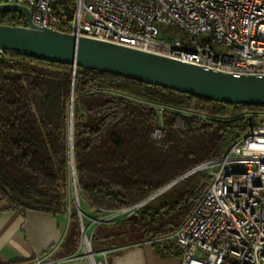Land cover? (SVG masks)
<instances>
[{
  "label": "trees",
  "instance_id": "trees-1",
  "mask_svg": "<svg viewBox=\"0 0 264 264\" xmlns=\"http://www.w3.org/2000/svg\"><path fill=\"white\" fill-rule=\"evenodd\" d=\"M67 11L69 19L72 9ZM0 24L26 25V19L3 12ZM62 30L70 31L68 25ZM164 31L180 33L175 27ZM71 106L78 190L96 220L223 156L257 125L264 110L0 52V202L19 211L68 212ZM156 129L161 130L159 138ZM211 181L209 170L194 172L128 215L92 225L93 252L175 231ZM80 221L73 204L63 256L80 245ZM156 251L162 257L179 254L158 246Z\"/></svg>",
  "mask_w": 264,
  "mask_h": 264
},
{
  "label": "built area",
  "instance_id": "built-area-1",
  "mask_svg": "<svg viewBox=\"0 0 264 264\" xmlns=\"http://www.w3.org/2000/svg\"><path fill=\"white\" fill-rule=\"evenodd\" d=\"M0 3L28 7L33 22L40 27L63 31L62 27L68 25L69 32L77 36L235 75H264V0ZM68 8L72 9L69 19ZM166 27H175L180 33H167ZM160 134V129L154 131L156 138ZM198 167L199 171H210L209 187L175 231L149 243L177 249L180 264H264V110L259 113L257 125L223 156ZM86 254L93 258L90 246ZM45 263L39 258L18 264Z\"/></svg>",
  "mask_w": 264,
  "mask_h": 264
},
{
  "label": "water",
  "instance_id": "water-1",
  "mask_svg": "<svg viewBox=\"0 0 264 264\" xmlns=\"http://www.w3.org/2000/svg\"><path fill=\"white\" fill-rule=\"evenodd\" d=\"M3 12L19 13L26 19V25L0 24V52L69 64L74 68L81 67L105 72L212 101L264 106V75H235L121 44L40 27L33 22L30 9L17 4L0 3V13ZM72 119L71 106L70 163L73 171ZM197 171H199L198 166L143 201L124 210L142 206L162 191ZM74 172L76 175V168ZM78 208L83 224L79 204Z\"/></svg>",
  "mask_w": 264,
  "mask_h": 264
},
{
  "label": "crops",
  "instance_id": "crops-1",
  "mask_svg": "<svg viewBox=\"0 0 264 264\" xmlns=\"http://www.w3.org/2000/svg\"><path fill=\"white\" fill-rule=\"evenodd\" d=\"M85 203L86 219L92 210ZM74 201L69 199L68 212L51 213L27 209L19 211L0 202V264H17L25 260L42 258L45 264H180L177 255L162 257L157 245L144 242L93 252V258L81 249L63 256V244L70 224V209ZM83 218V216H82ZM93 219V218H92ZM89 229L91 223L87 225ZM95 261V262H94Z\"/></svg>",
  "mask_w": 264,
  "mask_h": 264
},
{
  "label": "rangeland",
  "instance_id": "rangeland-1",
  "mask_svg": "<svg viewBox=\"0 0 264 264\" xmlns=\"http://www.w3.org/2000/svg\"><path fill=\"white\" fill-rule=\"evenodd\" d=\"M69 191H70L69 199L71 201H74L75 208L78 211L79 217H80V211L78 208V204L80 205V209H82V211L85 213L86 211H85V203L84 202H86V200L84 199V197L80 194V192L78 190L77 178H74V174H73L72 170H70ZM77 194L79 195L78 198H77ZM76 198L78 200H76ZM134 209H136V208H134ZM134 209H127L125 211L120 210V211H114V212H106L104 215L101 216V220L103 222H99L98 220H96V218L86 219L85 216L82 214L83 224L80 221V230H81L80 246H81V249L86 253V252H88L89 246H90V249L93 252V247H92V243H91V230H92V228L89 229V227L87 226L89 223H91V225H94V226H95V224L99 225L100 223H112L116 219H118V218L120 219V218L124 217L125 215H128L130 213V211H132ZM91 214L95 215L96 213L94 211H92ZM80 220H81V218H80ZM85 232H86V234H85ZM85 237H87L88 241L85 239ZM125 246H128V245H125ZM94 253H93V255H94ZM97 263L98 262L96 261L95 264H97Z\"/></svg>",
  "mask_w": 264,
  "mask_h": 264
},
{
  "label": "bare ground",
  "instance_id": "bare-ground-1",
  "mask_svg": "<svg viewBox=\"0 0 264 264\" xmlns=\"http://www.w3.org/2000/svg\"><path fill=\"white\" fill-rule=\"evenodd\" d=\"M72 163H73V171H72V172H73V174L75 175V172H74V170H75V168H74V162H72ZM74 177H75V176H74ZM78 196H79V195L77 194V198H78ZM85 239L87 240L86 237H85Z\"/></svg>",
  "mask_w": 264,
  "mask_h": 264
}]
</instances>
